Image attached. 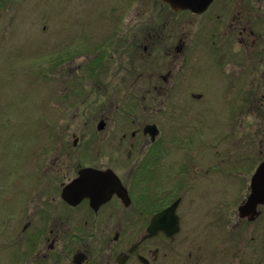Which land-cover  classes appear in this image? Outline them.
<instances>
[{"label": "flooded vegetation", "instance_id": "af4514ba", "mask_svg": "<svg viewBox=\"0 0 264 264\" xmlns=\"http://www.w3.org/2000/svg\"><path fill=\"white\" fill-rule=\"evenodd\" d=\"M7 1L0 0V8ZM129 5L100 0V15L90 16L94 26L84 28L79 16L66 25L65 10L59 12L64 17L56 28L75 33L68 41L73 51L61 44L47 61L64 65L67 58H79L77 33L95 32L101 19L99 32L108 36L105 46L98 43L99 56L122 73L108 82L122 104H111L99 116L104 137L97 144L71 132L21 163L12 196L14 221L9 233H0V264H264V203L255 217L239 212L250 183L232 218L224 220L225 202L217 201L224 193L207 189L216 191L225 180L238 186L237 162L254 154L247 146H260L264 161V0H211L199 12L141 0L136 27L130 25ZM89 45L97 47L96 41ZM90 49L86 55L95 50ZM127 77L154 78L153 94L147 88L143 95L160 115L148 122L156 126L154 140L143 128L148 123L112 116V110L125 109ZM88 79L90 91L97 90L100 81ZM71 93L64 89L62 96ZM186 124L206 127L214 154L169 152ZM100 172L105 175L95 178ZM83 174L87 184L100 186L66 191ZM172 206L161 228L141 241L152 218Z\"/></svg>", "mask_w": 264, "mask_h": 264}, {"label": "rangeland", "instance_id": "374dc122", "mask_svg": "<svg viewBox=\"0 0 264 264\" xmlns=\"http://www.w3.org/2000/svg\"><path fill=\"white\" fill-rule=\"evenodd\" d=\"M129 1L130 25L136 27L141 22V0ZM145 3V8H148V2ZM99 4L100 0H8L7 6L0 8L1 234L9 233L10 225L14 221L11 208L12 202L16 201L12 200V196L16 191L14 186L21 177V163L32 160L37 154L36 151L42 154V149L48 141L53 143L54 140L71 137V132H75L78 137L85 140L88 139L90 144H97L104 137L103 132L99 133L101 131L98 128L101 124L99 116L104 114L111 104H122V98L117 97L120 94L115 92V88L108 86L111 79L120 77L122 73L117 74L115 67L106 65L105 61L101 60L103 58L99 56L101 50L98 51V47L103 41V46L106 45V36H108L106 32L102 34L99 32L100 25L103 23L101 19L93 18L99 21V28L96 26L93 29L95 32H91L90 29H81V32L77 33V36L78 34L80 36L77 43L80 40L82 49V55L79 58L75 57L76 59L70 62L67 58L64 65L47 61L48 55L50 59L57 55L61 44H64L65 49L73 51L68 41L73 40L75 33L71 30L60 33V30L56 28L61 25L58 24L60 18L64 17V15L59 16V12L65 10V18L62 21L66 22V25H73V19L79 16L80 26L84 28L94 26L90 16L100 15ZM45 14L51 18L44 19ZM135 15L139 17L134 18ZM44 26H47V30H43ZM11 29L14 30L13 33H2ZM103 37L104 40H102ZM93 41H96L97 47L89 45L90 42L93 45ZM89 46L95 50L91 52V55H86L87 51L88 53L89 50L91 51ZM99 48L102 49V47ZM65 57L68 56L65 54ZM88 77H96L95 80L100 81L97 90L90 91ZM127 78L129 79L127 88L130 89L126 97L127 102L123 111L112 110L115 121L129 122L135 117L145 123L159 120L160 115L155 114L154 111L157 107L151 104L148 96L143 98L147 88H150V95L153 94L154 78L142 77L138 82H135L136 77ZM64 89L66 92L68 90L72 92L69 97L62 96ZM127 110L130 111V115L125 113ZM213 119L216 120V117L209 115V120ZM161 123L163 127L165 122ZM148 125L155 126L148 123L143 128ZM109 130L106 128L104 131L109 132ZM206 132L205 126L186 124L179 130L177 136L179 142L173 145L169 152L185 154L193 151L214 154L207 145ZM217 137L218 134H216ZM88 140L87 143H89ZM259 148L258 145L247 146L246 150L254 151V154L247 152L248 157L237 162V166L240 167L238 178L240 182H236L237 187H234L233 181L228 184L225 180L224 185L219 186L216 191L214 187L207 188L214 191L211 194L224 193V199H216L219 203L225 202V210H221L223 214L221 220L232 218L239 199L245 197L251 176L263 159ZM149 198L150 196L146 194V201H149ZM209 212L213 213L214 209L209 208L208 214ZM218 215L219 210H217ZM207 221H209L208 218ZM21 244L24 245V243ZM21 244L19 242V248Z\"/></svg>", "mask_w": 264, "mask_h": 264}, {"label": "water", "instance_id": "95a60500", "mask_svg": "<svg viewBox=\"0 0 264 264\" xmlns=\"http://www.w3.org/2000/svg\"><path fill=\"white\" fill-rule=\"evenodd\" d=\"M162 2L168 4L171 8L174 9H185L190 8L195 11H202L206 8L211 0H161ZM102 127V124H99V129ZM145 131L154 138L156 134L155 128L153 125H148L145 127ZM152 138V139H153ZM105 175L103 172H100L98 176L102 177ZM86 176L83 174L80 178L76 179L73 183L69 184L66 188V191H70L75 188L84 187L90 189H96L100 185L97 183L87 184L85 182ZM264 203V161L260 162L254 171L251 180H250V193L246 201L239 208L240 215L245 216H256V209L259 205ZM175 206V205H174ZM174 206L164 210L163 212L155 215L150 224L146 229V234L142 236L141 241L153 236L157 230L161 228L160 219L163 218L167 212H170L174 209Z\"/></svg>", "mask_w": 264, "mask_h": 264}]
</instances>
